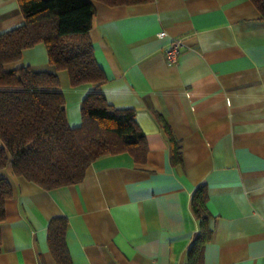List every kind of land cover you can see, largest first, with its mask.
Returning a JSON list of instances; mask_svg holds the SVG:
<instances>
[{
  "label": "crops",
  "instance_id": "obj_1",
  "mask_svg": "<svg viewBox=\"0 0 264 264\" xmlns=\"http://www.w3.org/2000/svg\"><path fill=\"white\" fill-rule=\"evenodd\" d=\"M94 7L89 37L108 104L132 108L147 155L102 156L74 184L46 190L13 173L0 222V264H57L48 245L54 217L68 222L72 264H185L198 223L190 208L205 184L214 216L203 264H264V19L250 0H151ZM16 0H0V32L19 26ZM165 31V36L159 32ZM183 41L176 64L164 51ZM56 72L70 127L96 88L71 86L42 43L5 69ZM181 145L170 160L159 117Z\"/></svg>",
  "mask_w": 264,
  "mask_h": 264
},
{
  "label": "trees",
  "instance_id": "obj_2",
  "mask_svg": "<svg viewBox=\"0 0 264 264\" xmlns=\"http://www.w3.org/2000/svg\"><path fill=\"white\" fill-rule=\"evenodd\" d=\"M23 23L0 32V169L10 164L14 174L46 190L74 184L84 178L96 159L128 152L136 163L146 160L144 134L132 108H116L105 100L98 86L105 80L89 37L94 7L91 0H16ZM109 6L151 0H96ZM264 19V0H250ZM42 43L48 62L66 70L71 86L96 84L80 104L81 123L70 127L56 72H35L29 66L5 69L22 52ZM169 143L170 160L181 163V145L168 123L159 117ZM11 197L9 182L0 177V222L5 201ZM207 188L198 185L190 208L197 220L185 264H203V251L212 236L214 216L207 208ZM64 217L47 226L48 245L57 264H72Z\"/></svg>",
  "mask_w": 264,
  "mask_h": 264
},
{
  "label": "built area",
  "instance_id": "obj_3",
  "mask_svg": "<svg viewBox=\"0 0 264 264\" xmlns=\"http://www.w3.org/2000/svg\"><path fill=\"white\" fill-rule=\"evenodd\" d=\"M166 32H159V36H165ZM183 41L180 38H173L170 40L168 46L166 47L164 54L168 63L176 64L183 48Z\"/></svg>",
  "mask_w": 264,
  "mask_h": 264
}]
</instances>
